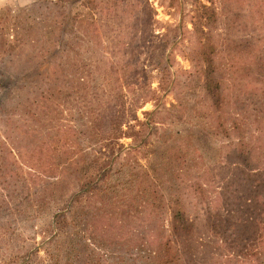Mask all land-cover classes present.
Masks as SVG:
<instances>
[{
    "label": "rangeland",
    "instance_id": "1",
    "mask_svg": "<svg viewBox=\"0 0 264 264\" xmlns=\"http://www.w3.org/2000/svg\"><path fill=\"white\" fill-rule=\"evenodd\" d=\"M0 13L19 21L0 20V264H150L149 235H170L174 199L197 218L196 242L182 245L175 264H264V243L252 242L259 213L246 221L249 209L237 211L246 223L228 232L240 242L204 232L203 216L221 217L245 187L228 144L238 136L222 129L229 109L202 103L190 63L207 40L222 76L237 56L233 84L260 87L246 70L264 56V0H0ZM155 62L169 66L166 95L156 92ZM240 85L231 92L237 100ZM148 90L153 100L132 105ZM81 185L92 199L78 197ZM91 218L98 230L88 241Z\"/></svg>",
    "mask_w": 264,
    "mask_h": 264
},
{
    "label": "trees",
    "instance_id": "2",
    "mask_svg": "<svg viewBox=\"0 0 264 264\" xmlns=\"http://www.w3.org/2000/svg\"><path fill=\"white\" fill-rule=\"evenodd\" d=\"M201 8L207 10L205 6H201ZM0 20L5 23L7 22L8 24L10 22V25L12 26H17L19 24L18 17L11 18L5 13H0ZM1 27L0 49H4L6 44H4L3 25ZM192 27H195V24H192ZM13 42L16 45L22 44L19 38H15ZM213 53V45L209 41L203 40L200 42L199 51H196V53L190 58L193 72L191 75L198 77L200 80V88L203 90L205 97L202 103L206 100L208 102V106H206L207 108L210 109L212 107H217L218 110H222L224 105L225 108L229 109L230 120L229 124L227 123L228 127L222 126V129L223 131H227V129H230V131L234 130L238 136L235 142H229L228 144L229 147L231 146V148L233 147L237 149V152L239 153L238 155H240L241 161L243 162V164L241 162L243 169L240 174L242 176L241 181L244 184L245 192L240 197L235 195L237 202H226L219 209L221 217L217 215L218 213L214 215H208L206 213L202 218L203 229L206 235L213 238L216 243H225L228 241V238H230L232 243L240 242L242 239L239 238L237 232H235L236 230L232 229L234 232H228V229L231 226H242L243 223H246L245 220H241L240 217L242 216L239 215L237 211L243 207L248 208V213L245 215L243 214L246 216V221H251V215L259 213V219L255 222L257 223L256 227L259 232L255 236V239L252 240L256 246H259L264 243V56L251 57L252 61L248 64L251 65L252 69L246 70L248 78L251 79V77L254 78V76L261 78V85L259 87L255 81H252L253 79L245 82V84H233L234 78L231 75L235 70L236 62L241 59L237 60V58H239L237 56H231L228 60L229 64L226 68V76H222L213 66ZM158 65V62H155L154 68H152L153 70H156V75H158L156 92L161 91L166 95L170 93L173 88V80L170 81L172 76L168 72L169 66L167 65V62H165V66L163 67L159 66V68H157ZM3 77L4 75L0 73V84H3ZM119 79L120 81L125 79L123 74L120 75ZM234 85L244 87V94L250 92L252 95L244 98L241 102V99L244 96V94H242L240 99L237 100V97L231 93ZM119 86L123 87L122 83ZM220 86H223L221 87L222 89ZM154 95L155 90H148L147 93H143L142 91L139 96L133 100L132 105H134V103L138 104V102L143 103L147 99L151 101L154 98L150 97H154ZM135 107L136 106H133L134 109ZM155 108L157 110L159 106L155 105ZM144 125L146 127L148 126L146 123ZM119 137L120 136H114L113 139L118 140L120 139ZM9 153H12L11 150H9ZM112 153L117 155V152L113 149L109 154ZM112 156L113 155L110 157L112 158ZM74 171H78L76 166H74ZM198 186V190L202 191V185ZM77 193L78 197L85 201L92 199V194L82 185L78 188ZM81 195H83L84 198ZM174 200V202L169 204L168 232L170 235L165 240H163L164 237L157 240L158 238L153 232L149 235L150 241L148 248L146 249L148 250L150 264H175V262L179 260V249L184 252L185 248H183L182 245L184 244V247L186 244L192 246V244L196 242L194 238V225L196 224L195 220L197 218L194 221L189 220L180 205L181 203L178 202L177 199ZM207 202L210 207L211 205L213 206V203L209 201ZM208 204H206V208L210 209V207L207 206ZM247 224L251 225V222H247ZM84 229L86 230L88 237L91 236V238L86 239L88 241H93V237H96L98 230L95 218H91V221L85 225ZM171 236L175 239L177 247L173 245V241L169 240ZM90 245L95 249L102 250L101 248L96 247L93 242H91ZM140 245L141 242L134 240V245L130 248L133 252V256H137L143 252ZM175 249H177V252H175ZM235 254L242 257L248 256V254L244 253ZM243 258L245 259L247 257ZM188 260L190 261L189 264H192L189 258Z\"/></svg>",
    "mask_w": 264,
    "mask_h": 264
}]
</instances>
